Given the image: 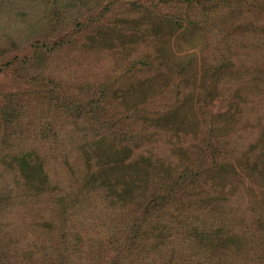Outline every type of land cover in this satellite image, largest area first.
<instances>
[{"label": "trees", "instance_id": "16d2710c", "mask_svg": "<svg viewBox=\"0 0 264 264\" xmlns=\"http://www.w3.org/2000/svg\"><path fill=\"white\" fill-rule=\"evenodd\" d=\"M0 264H264V0H0Z\"/></svg>", "mask_w": 264, "mask_h": 264}, {"label": "rangeland", "instance_id": "374dc122", "mask_svg": "<svg viewBox=\"0 0 264 264\" xmlns=\"http://www.w3.org/2000/svg\"><path fill=\"white\" fill-rule=\"evenodd\" d=\"M203 40L204 37L197 30L186 31L183 34H180L177 38L173 39L171 43V50L175 59L174 62L187 63V68H194L198 64L202 54L201 52L205 43ZM251 131L252 129L250 127H246L244 129V133L247 137L251 136Z\"/></svg>", "mask_w": 264, "mask_h": 264}]
</instances>
